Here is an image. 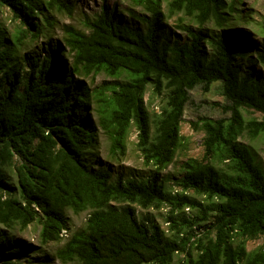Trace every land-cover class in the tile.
Instances as JSON below:
<instances>
[{
	"label": "trees",
	"instance_id": "1",
	"mask_svg": "<svg viewBox=\"0 0 264 264\" xmlns=\"http://www.w3.org/2000/svg\"><path fill=\"white\" fill-rule=\"evenodd\" d=\"M132 1L149 13L142 26L103 0L85 18L87 32L65 25L54 40L48 10L71 11L69 0H0V225H39L38 244L0 228V264H264V170L239 141H264V79L254 71L264 49L251 53L228 34L233 20H245L236 0L168 1L170 13L198 24L181 27L188 38L181 43L164 25V0ZM207 22L216 35L204 32ZM40 36V50L28 49ZM99 72L112 81L91 88L81 78ZM197 86H215L228 115L192 122L202 152L181 162L173 191L160 172L182 146L184 107ZM147 89L161 97L157 112L147 108ZM132 127L152 167L144 178L93 160L97 128L111 153H123ZM136 206H167L166 229ZM68 209L87 218L64 238ZM256 239L261 244L248 249Z\"/></svg>",
	"mask_w": 264,
	"mask_h": 264
},
{
	"label": "rangeland",
	"instance_id": "2",
	"mask_svg": "<svg viewBox=\"0 0 264 264\" xmlns=\"http://www.w3.org/2000/svg\"><path fill=\"white\" fill-rule=\"evenodd\" d=\"M72 6L71 11L61 10L55 7L49 8L48 13L52 18L53 25L49 29L52 39L61 40L64 34V26L71 25L82 31H88L85 24V18L92 19L100 10L103 0H69ZM162 2V10L166 15L164 25L167 27L173 36V39L179 43L188 40L186 32L181 28L182 26H191L197 28L198 24L189 16L181 12L170 13L167 9V2ZM239 2L238 7L241 9L245 20L240 22L238 19L233 20L232 29L228 30V34L234 38L239 39L243 44L248 43L251 48V53H256V49H264V0H236ZM109 6L114 7L116 15L122 20L130 21L136 25H143L141 18L148 17L149 13L139 4L132 0H106ZM3 11L2 20L8 27L10 26L9 14ZM203 30L210 36L216 35L217 31L212 22H207L203 25ZM45 38L40 36L36 42L30 43L28 49L40 50L42 42ZM206 51L210 52L211 47L209 42H204ZM247 64H245L246 66ZM254 71L264 79V65L260 62L254 67ZM91 88L98 87L103 82L112 81L113 78L106 76L104 73L99 72L96 74L90 73L86 76L81 75ZM144 100L150 113L157 112L160 104L162 103L160 96H151L150 89H147ZM217 103H224L223 97L220 95L215 86L208 91H203L201 87L197 86L189 91V99L184 107L183 118L181 122L180 132L183 135L182 146L179 147L174 154L172 161L165 169L160 172V177L163 180L165 187L169 190L175 191L177 188L175 181L181 173V162L190 157H200L201 136L202 133L195 130L192 122L199 121L200 117L219 118L227 116L222 108L216 105ZM252 115L257 118L263 116L258 113ZM136 129L132 127L126 140V145L123 153H111L109 150V140L107 135L101 128H97L95 134V158L93 159L97 164H106L111 168L113 174H122L126 178H144L149 175L152 167L143 163L140 151L136 146L137 134ZM239 141L249 146L253 152L257 162L264 170V141L261 137L249 138L247 135L239 137ZM191 194V192H188ZM192 195V194H191ZM200 201H205L202 196H196ZM138 215L141 213L149 212L154 215L155 220L166 229L167 223L165 222L167 206H162L158 209L147 208L142 209L136 206ZM184 211L188 215L197 213V209L185 208ZM68 216L69 230L63 233V237L70 232L80 228L84 225L87 218V211L78 213L68 209L66 211ZM10 231L17 239H22L26 243L38 244V230L39 225L31 223L27 228L22 229L17 225L13 229L5 230ZM262 242L261 239L251 240L247 242V248L252 249ZM181 257L177 255L175 261ZM21 263V262H20ZM52 264H75L73 261L63 262L55 258Z\"/></svg>",
	"mask_w": 264,
	"mask_h": 264
}]
</instances>
